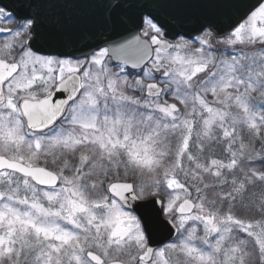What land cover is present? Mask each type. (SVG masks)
<instances>
[{"label": "snow or ice", "instance_id": "1", "mask_svg": "<svg viewBox=\"0 0 264 264\" xmlns=\"http://www.w3.org/2000/svg\"><path fill=\"white\" fill-rule=\"evenodd\" d=\"M0 264H264V0H0Z\"/></svg>", "mask_w": 264, "mask_h": 264}]
</instances>
